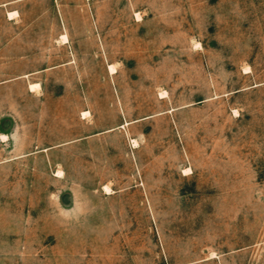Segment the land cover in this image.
Masks as SVG:
<instances>
[{
	"label": "rangeland",
	"instance_id": "1",
	"mask_svg": "<svg viewBox=\"0 0 264 264\" xmlns=\"http://www.w3.org/2000/svg\"><path fill=\"white\" fill-rule=\"evenodd\" d=\"M0 264H264V0H0Z\"/></svg>",
	"mask_w": 264,
	"mask_h": 264
},
{
	"label": "bare ground",
	"instance_id": "2",
	"mask_svg": "<svg viewBox=\"0 0 264 264\" xmlns=\"http://www.w3.org/2000/svg\"><path fill=\"white\" fill-rule=\"evenodd\" d=\"M13 15V13H9V17H11ZM64 39H66V36H64ZM110 69L113 71H115L114 67L113 66H110ZM36 85H30V88L33 89L35 88ZM85 114V113H84ZM85 116V115H84ZM109 189V188H108Z\"/></svg>",
	"mask_w": 264,
	"mask_h": 264
}]
</instances>
